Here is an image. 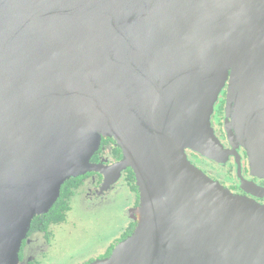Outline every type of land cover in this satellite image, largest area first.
<instances>
[{"label":"water","instance_id":"95a60500","mask_svg":"<svg viewBox=\"0 0 264 264\" xmlns=\"http://www.w3.org/2000/svg\"><path fill=\"white\" fill-rule=\"evenodd\" d=\"M226 88L224 133L211 117ZM103 138L122 158L91 163ZM264 179V0H0V264L62 185L130 169L136 227L89 264H264V206L188 160ZM245 190L264 197V189Z\"/></svg>","mask_w":264,"mask_h":264},{"label":"flooded vegetation","instance_id":"af4514ba","mask_svg":"<svg viewBox=\"0 0 264 264\" xmlns=\"http://www.w3.org/2000/svg\"><path fill=\"white\" fill-rule=\"evenodd\" d=\"M225 95L226 88H224L221 92L214 107V112L211 117V125L220 142L226 149L230 150L224 133ZM238 153L241 158L240 179L237 174V165L234 157L230 156L225 165H219L217 163L207 161L190 151L186 152L189 162L194 167L200 170L212 181L217 182L232 195L246 198L264 206V197L256 196L255 194L245 190L240 181L242 178L247 184H253L258 188L264 189V179H260L251 174L246 154L242 148H239ZM121 158L122 154L120 150L115 147L113 140L103 138L100 142L99 149L95 152L90 161L96 165L100 164L103 167H109L120 161ZM130 172L132 173L130 169L123 171L119 181L112 187H106L105 189H103V176L99 173L90 172L75 178L79 180L78 187L72 190V195L67 200L68 210L64 214V221L59 224H50L46 232H40L39 230L32 229L30 227L25 240L21 243L18 252L17 264H48V261L52 262L50 258L45 257V254L51 253L52 251L62 250L63 245L62 243L57 242L55 236L62 230L64 223L68 222V219H66L67 214L71 213L76 205L86 207L90 203L92 207H99L112 203L115 196L125 197L128 201L126 203L128 205L126 212V219L128 221L127 230L117 243L128 237L136 227V221L132 219L134 215L132 214V211H134L139 205V197L135 186L134 175L132 173L133 177H131ZM76 222V219L69 221L73 228L76 227ZM53 228H57L54 233L50 231ZM117 243L112 242L105 246H99L93 250L94 252L92 251L90 253V256L85 257L82 264H89L95 260L107 258ZM71 263H73V261ZM53 264L57 263L55 262Z\"/></svg>","mask_w":264,"mask_h":264},{"label":"rangeland","instance_id":"374dc122","mask_svg":"<svg viewBox=\"0 0 264 264\" xmlns=\"http://www.w3.org/2000/svg\"><path fill=\"white\" fill-rule=\"evenodd\" d=\"M127 202L125 197L115 196L112 203L99 207H92L90 203L86 207L76 205L67 214L68 222L55 236L57 242L62 243V250L45 254V257L52 260L48 264H82L85 257L90 256L99 246L117 243L127 230ZM132 214V219H135L136 213L132 211ZM72 219L77 220L74 228L69 223ZM55 230L57 228L50 231L54 233Z\"/></svg>","mask_w":264,"mask_h":264},{"label":"trees","instance_id":"16d2710c","mask_svg":"<svg viewBox=\"0 0 264 264\" xmlns=\"http://www.w3.org/2000/svg\"><path fill=\"white\" fill-rule=\"evenodd\" d=\"M130 175L133 177L131 172ZM78 181V179L66 181L61 187L58 200L50 211L46 215L34 218L30 227L39 230L40 232H46L50 224L62 223L65 219L64 214L68 210L67 200L72 195V190L78 187Z\"/></svg>","mask_w":264,"mask_h":264}]
</instances>
